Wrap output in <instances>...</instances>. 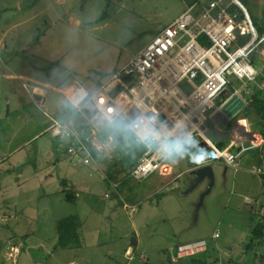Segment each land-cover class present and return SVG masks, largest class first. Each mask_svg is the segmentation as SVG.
<instances>
[{
  "label": "rangeland",
  "instance_id": "1",
  "mask_svg": "<svg viewBox=\"0 0 264 264\" xmlns=\"http://www.w3.org/2000/svg\"><path fill=\"white\" fill-rule=\"evenodd\" d=\"M197 1L64 0L63 4L58 3L61 9L57 16L44 14L36 23L34 36L43 33V57L45 60L54 57L59 62L56 67L44 64L45 72L51 69L57 73L53 74L52 82L58 86L74 82L65 88L69 98L79 86L75 81L94 91ZM246 7L255 21L262 19L264 23V0H249ZM253 63L259 67L257 57ZM261 67L256 81H264V65ZM8 87L0 77V159L3 161L0 165V264H64L74 251L57 248L53 254L49 253L57 243L60 221L69 216H77L79 221L77 232H80L81 244L75 249L79 263L264 264V245L255 243L247 248L252 241L251 230L264 214L259 207L252 209L245 201L260 188L264 175H248L242 168L245 161L238 170L214 162V186L195 217L196 204L206 190L207 181L187 192L190 182L181 176L179 181L176 179L178 182L173 180L165 185L170 189L177 182L176 190L163 188L162 194L147 196L153 189V175L141 181L132 175L126 176L131 168L122 162V156L129 152L134 157L139 143L124 122L92 124L61 92L52 89L43 106L32 102L19 110L13 104L10 111L4 102L5 93L11 91ZM181 87L187 93L192 90L185 81ZM252 87L253 82L244 89L237 87L239 99L247 101L246 110L258 104ZM67 118H70L67 122L75 124V128L68 125L72 135L52 136V125L67 126ZM246 128H249L248 122ZM260 130L253 135L254 131H247L258 142L260 135L263 136ZM84 134L89 135V143L81 139ZM109 135L112 140L108 139ZM229 135L232 142L234 136L231 132ZM81 143L86 150H81L79 160L71 163L66 153L76 156L69 148L77 150ZM53 144L62 158L67 159L65 162L53 165L52 160L44 159V152ZM118 144L121 154L116 151ZM93 149L97 151L92 153ZM231 149L238 150L236 145ZM93 163L99 166H90ZM48 166H52L57 183L37 185L31 172ZM20 171L26 183L14 189L9 184L16 182ZM71 171H75L78 182H85V191L78 192L75 202L68 201L60 191L62 181L72 175ZM108 171L111 176H107ZM215 232L219 233L218 237H214ZM201 240L206 242V253L192 256L194 260L190 257L173 261L179 244ZM14 250L20 251L19 255ZM10 251L14 261L7 259Z\"/></svg>",
  "mask_w": 264,
  "mask_h": 264
},
{
  "label": "built area",
  "instance_id": "2",
  "mask_svg": "<svg viewBox=\"0 0 264 264\" xmlns=\"http://www.w3.org/2000/svg\"><path fill=\"white\" fill-rule=\"evenodd\" d=\"M233 6L240 12L232 10ZM263 44L264 33L258 34L239 0H202L163 27L108 81L92 92L79 85L70 100L78 111L86 109L91 114L88 120L92 124L122 121L144 144L145 151L131 172L137 180H145L153 173L173 179L176 165L162 158L161 145L183 140L189 134L201 136L207 142L205 149L213 154L206 163L194 164V169L212 162L236 167L247 149L233 151L236 142L244 141L252 150L264 147L249 144L247 119L240 115L247 101L239 99L237 89H244L250 82L258 88L259 72L252 58ZM184 81L192 88L189 93L181 87ZM238 100H242L243 106L229 116L223 108L230 104L232 110ZM217 113L227 119L228 125L234 121L230 129L234 139L222 147L205 134L210 127L218 128L213 121ZM70 133L66 124L52 125L54 137H70ZM82 144L77 150L70 147L69 152L79 156L81 150H86ZM88 161L86 158L85 162ZM164 165L167 167L163 168ZM205 246V241L184 244L178 252L195 254Z\"/></svg>",
  "mask_w": 264,
  "mask_h": 264
},
{
  "label": "crops",
  "instance_id": "3",
  "mask_svg": "<svg viewBox=\"0 0 264 264\" xmlns=\"http://www.w3.org/2000/svg\"><path fill=\"white\" fill-rule=\"evenodd\" d=\"M58 3L63 4L64 0H0V77H3L5 79L6 83L9 86L8 89L11 90L9 93H5L7 95L5 97L4 102L7 104L8 110H10V107L13 104H15L16 108L19 110L20 108H24L23 106H27L32 102L35 105L43 106L47 101L48 97L50 96V89L55 90L57 92H61L63 96L66 98V100L72 105L70 98L65 94V88H70V86L74 82H70V81H68L67 83L64 82L59 86L52 82L53 74L57 75V73H54V71L51 69L45 72L44 64H46L47 66L49 64L50 66L52 64L54 66L55 65L58 66L59 62L57 60H54V57H52V59L47 58L45 60V58L41 53V49L45 47V44H43V41L41 39L43 33L40 32L37 36L36 34L34 36V32L35 33L37 32L36 23L39 17L44 14L45 15L48 14L50 16H57L56 13L61 9ZM245 8L249 13L251 19L253 20L258 34H263L264 23L260 25V27L262 26L263 31H259V27L255 23L249 10L247 9V7ZM53 21L54 20H52V22ZM30 32H31V36H29ZM259 66H261L260 60H259ZM258 82H259L258 85L262 84L264 86V81L262 79H260ZM75 83H77V85L84 87L77 81H75ZM253 86L254 87H252L253 88L252 95L258 98V104L249 108V110H246L244 108L241 111L240 115L247 119L248 127H249L248 129L257 133H259V131H261L260 129H262L263 136L260 135V139L258 140L259 143L264 138V90L260 91L259 88L257 89L254 83ZM84 88L86 89V87ZM25 94L27 96L26 98H25ZM68 120H70V118L65 119L66 122ZM52 124L53 122H51V124L48 125L44 130L48 129ZM67 125L69 126L71 125L72 128L73 127L75 128V124H73L71 121L67 122ZM231 126L232 125L229 124L220 131L222 137L218 142L219 144L228 145L231 142L230 141L231 136L229 135L231 132L230 131ZM260 126L261 128L259 129ZM37 134H35L31 139H33ZM244 138H246V135ZM108 139L112 140L111 135H109ZM120 140L124 142V138L122 136ZM235 145L238 150L242 147L247 148L242 152V154L238 158V164L236 165V167L228 166L223 162L220 163H222L226 167H230V168H234L235 170H238L239 167L241 166V162L245 161L242 168H244L245 172L248 173V175L254 174L257 176H263L264 147L260 150H252L248 147L247 143L244 141H238L236 142ZM66 157L70 160L71 163H76L79 160L77 159V156L72 157L67 153H66ZM44 159L46 161L52 160L53 162L52 161L51 162L53 165H57L58 163H60V161L65 162V160H67L65 158H62L58 150V147L55 146L54 144L44 152ZM1 164H3L2 159H0V165ZM212 164H214V162H212ZM47 165H50V162L45 164V166ZM90 166L97 167L99 165H95V163H93ZM253 168H261L262 171L260 173L253 171ZM192 169H194V164L191 163L189 160L184 159L181 160L179 164H176L175 176L173 177V179H164L157 173L151 174L149 178L152 177V175L154 176V178L151 180L153 189L149 191L147 196L151 197L153 194L160 195L163 192H165L162 190L163 188H165L167 191L176 190L177 182L179 181V179H181L180 178L181 176H186L185 178H187L188 181L190 182L192 179V177H190L192 176L191 175ZM51 171H52V166H48L46 169L41 168L38 171L37 169H34L30 175L32 176L31 178H33L34 182L37 185L48 186L49 184H52L54 182L57 183L56 181H58V179H56V177L53 175ZM71 172L72 175L69 178L66 177V179L63 180L66 182V185L63 184L60 185V191L63 192L64 189H70L76 193V197H77L78 192L83 190L85 191V182H78L75 179V171H71ZM109 173L110 171L107 172V176ZM17 174H18V179L16 180V182H11L9 184L12 185L14 189L20 186L22 187L26 183V180L22 177L21 171L18 172ZM173 180L177 181L176 184L173 185L170 189L166 188L165 185H167L168 182H171ZM51 186H53V184ZM6 187L8 186L6 185ZM107 193L108 192H105V194ZM263 196H264V181L261 179L260 188L257 187V190L254 191L253 197L251 198L246 197L245 201L251 205L252 209L254 208L257 209V207H259L261 213L264 214ZM216 233L218 232L214 233V237ZM133 242L136 243L135 238L133 239ZM184 244H190V243H184ZM180 245L183 244H179L178 247ZM30 248L31 247H29V249ZM63 249L74 251L73 253L71 252L69 258L66 260L64 264H84V263H79V261L77 260L75 253V249L77 248H63ZM56 250L57 248L54 246L53 250L51 251L52 253H49V255L53 254L54 251ZM128 250H130V247L126 249L127 252ZM207 251L208 249L206 246L204 249L200 250L199 252H196V254H190V255H181L177 250L176 258L173 257V261L177 262L179 261V259H186L190 257L192 258V260H194L195 259L193 258L194 256L206 253ZM12 255H13L12 251L7 253V259L14 261L13 259L14 255L13 256ZM142 257H143L142 260H144V256Z\"/></svg>",
  "mask_w": 264,
  "mask_h": 264
},
{
  "label": "trees",
  "instance_id": "4",
  "mask_svg": "<svg viewBox=\"0 0 264 264\" xmlns=\"http://www.w3.org/2000/svg\"><path fill=\"white\" fill-rule=\"evenodd\" d=\"M202 0H199L197 2H201ZM245 7L246 4L248 3L249 0H239ZM195 2V3H197ZM194 4V3H193ZM232 10L238 11L240 12V9L237 6H233ZM262 19L260 20H254L255 23L258 25L259 27V31H263L262 26L260 27V25L263 24V22H261ZM263 21V20H262ZM201 41L204 43L206 42V40L204 38L201 39ZM258 89V88H257ZM258 91V90H257ZM130 131V130H129ZM130 133L134 136V138L136 139V141L139 143V148L135 149V155L133 157V155H131V153L127 152L126 155L122 156V162H126L129 167L131 168L130 170V174L132 172V169L136 166V164L138 163L139 159L141 158L143 152L145 151V146L144 144L138 140V138L136 137V135L134 133H132L130 131ZM110 134V133H109ZM105 136V135H104ZM81 139L83 141H87L88 143L90 142L89 140V135L88 134H84L83 136H80ZM119 143V142H118ZM219 146H224V144H219ZM120 144H118L117 147V153L121 154L120 152ZM97 150H91L92 153H95ZM108 176H111L110 173L108 174ZM63 185H66L65 181H62ZM63 192L66 194V198L68 201L71 202H75L76 200V193L70 189H64ZM79 227V221L77 216H69L66 217L64 219H62L58 225V239H57V243L55 245L56 248H78L80 247V232H77V229ZM252 241L250 242V244L247 245V248H251V246H253L255 243L256 244H262L264 245V216H262L261 219H259V221L253 226L252 230ZM258 241V243H257Z\"/></svg>",
  "mask_w": 264,
  "mask_h": 264
},
{
  "label": "water",
  "instance_id": "5",
  "mask_svg": "<svg viewBox=\"0 0 264 264\" xmlns=\"http://www.w3.org/2000/svg\"><path fill=\"white\" fill-rule=\"evenodd\" d=\"M129 76H125V79H128ZM236 100V99H235ZM235 108L231 110L230 104L226 105L223 110L228 113L229 116H233L234 113L240 109L243 106L242 101L238 100L234 103ZM83 113H85L88 117H91V114L87 113V110L84 109ZM213 121L218 125V128L216 127H210L206 131V136L210 139L211 142L216 143L220 141L222 135H221V130L224 129L228 125L227 119H225L220 113H217L213 116ZM205 126L202 127L204 129ZM121 138V136H120ZM192 138H194L196 141H199V148H205L207 146V142L202 139L201 136L195 135ZM192 179L190 181V184L187 188V192L195 189L201 182L204 180H207V187L206 190L201 194L198 203L196 204V212H195V217H197V212L200 208V206L203 204V200L206 195H208L215 183V174L213 170V164H205L203 166H200L196 169H193L191 171Z\"/></svg>",
  "mask_w": 264,
  "mask_h": 264
},
{
  "label": "clouds",
  "instance_id": "6",
  "mask_svg": "<svg viewBox=\"0 0 264 264\" xmlns=\"http://www.w3.org/2000/svg\"><path fill=\"white\" fill-rule=\"evenodd\" d=\"M198 145L199 141H196L189 134L185 136L183 140L178 139L172 143L162 144V158L172 165L179 164L180 161L184 159L189 160L193 164H204L213 154L208 152L205 148H199ZM191 148L197 150L191 151Z\"/></svg>",
  "mask_w": 264,
  "mask_h": 264
},
{
  "label": "flooded vegetation",
  "instance_id": "7",
  "mask_svg": "<svg viewBox=\"0 0 264 264\" xmlns=\"http://www.w3.org/2000/svg\"><path fill=\"white\" fill-rule=\"evenodd\" d=\"M263 50H264V46L259 47V49H258V55H259V58H261V59L262 58L264 59V52H263ZM258 88H259L260 91H263L264 90V86L262 84H259L258 85ZM253 134H256V132L252 133V135ZM254 141H256V140H253L252 136L250 135L249 136V144L253 145V142Z\"/></svg>",
  "mask_w": 264,
  "mask_h": 264
},
{
  "label": "bare ground",
  "instance_id": "8",
  "mask_svg": "<svg viewBox=\"0 0 264 264\" xmlns=\"http://www.w3.org/2000/svg\"><path fill=\"white\" fill-rule=\"evenodd\" d=\"M260 47V46H259ZM259 47H258V49H259ZM258 49H257V53H256V55H254V57L252 58L253 59V62H254V58L255 57H257L260 61H261V66L262 65H264V59L262 60L261 58H259V55H258ZM264 52V51H263ZM261 66H259V67H257V70H258V72L260 73V71H261ZM249 138V137H248ZM261 144H264V141H263V139L258 143V142H256L255 143V141H254V143H253V146H255V147H258V146H260ZM171 170V169H170ZM170 172H172V170L170 171Z\"/></svg>",
  "mask_w": 264,
  "mask_h": 264
}]
</instances>
